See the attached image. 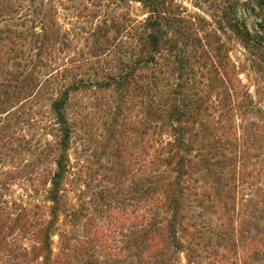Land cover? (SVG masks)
I'll return each instance as SVG.
<instances>
[{
	"label": "trees",
	"instance_id": "obj_1",
	"mask_svg": "<svg viewBox=\"0 0 264 264\" xmlns=\"http://www.w3.org/2000/svg\"><path fill=\"white\" fill-rule=\"evenodd\" d=\"M114 1L147 15L76 46L55 0H0V264H264V107L202 20Z\"/></svg>",
	"mask_w": 264,
	"mask_h": 264
},
{
	"label": "rangeland",
	"instance_id": "obj_2",
	"mask_svg": "<svg viewBox=\"0 0 264 264\" xmlns=\"http://www.w3.org/2000/svg\"><path fill=\"white\" fill-rule=\"evenodd\" d=\"M55 1L57 2L56 20L60 27L70 33V42L76 46L84 44L83 32L89 31L104 18L110 20L119 12L131 16L147 15V10H142L138 3H128L119 7L114 0ZM249 2L250 8H253L252 0H173L182 15L190 16L194 23L202 20V25L207 30L217 34L228 50L229 59L239 69L240 81L260 107H264V84H262L264 78H257L248 69V54L230 27L232 25L237 28L245 27L251 35L264 36V30L258 25L260 16L257 9L251 11L245 7V3ZM69 154L74 162L75 156H89L90 153L81 151L79 143H73Z\"/></svg>",
	"mask_w": 264,
	"mask_h": 264
}]
</instances>
